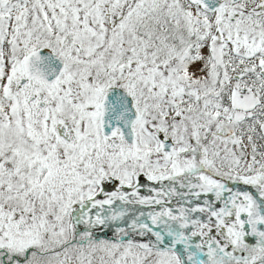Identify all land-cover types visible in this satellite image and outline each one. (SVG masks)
<instances>
[{"label": "snow or ice", "instance_id": "snow-or-ice-1", "mask_svg": "<svg viewBox=\"0 0 264 264\" xmlns=\"http://www.w3.org/2000/svg\"><path fill=\"white\" fill-rule=\"evenodd\" d=\"M0 264H264V0H0Z\"/></svg>", "mask_w": 264, "mask_h": 264}]
</instances>
